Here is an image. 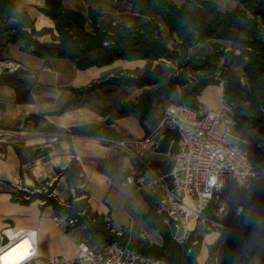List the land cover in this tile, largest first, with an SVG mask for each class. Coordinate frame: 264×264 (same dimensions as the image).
Wrapping results in <instances>:
<instances>
[{
    "label": "trees",
    "instance_id": "trees-1",
    "mask_svg": "<svg viewBox=\"0 0 264 264\" xmlns=\"http://www.w3.org/2000/svg\"><path fill=\"white\" fill-rule=\"evenodd\" d=\"M119 1L137 7L148 20L128 26L116 23L101 10L90 9L83 16L65 8L64 0H44L38 11L54 28L37 30L27 12L19 11L12 0H0V35H6L9 43L20 44L22 52L44 60L46 67L49 59H66L81 71L109 68L118 62L143 63L142 67L104 76L87 87L72 88L73 98L56 115L80 105L97 89L127 87L141 90V94L135 101L121 102L118 112L137 113L143 124L150 103L159 96L177 93V88L179 101L196 107L203 89L218 85L215 76L219 73L224 83L223 98L234 107L236 133L241 138L264 133V0H238L237 8L226 11H221L215 0H185L180 6L169 0ZM43 37H50V41L41 42ZM175 141L176 134L168 133L162 149L172 151ZM51 182L46 179L33 188L15 190L11 200L21 205L40 201L45 207L51 206L55 215L67 214L75 222L67 232L79 227L106 243H127L126 230L115 232L110 218L92 210L86 193L77 187L74 197L59 203L53 196L55 182ZM143 199L148 206L144 220L162 244L137 239L130 240L128 246L165 264H197L202 236L194 231L184 244H178L156 212V198L143 195ZM261 218L262 192L254 199L250 218L254 232L264 231V225L258 223ZM256 242L257 256L264 262V236H256ZM242 248V237L226 234L220 264H242ZM206 264H217L216 258L210 256Z\"/></svg>",
    "mask_w": 264,
    "mask_h": 264
},
{
    "label": "crops",
    "instance_id": "crops-1",
    "mask_svg": "<svg viewBox=\"0 0 264 264\" xmlns=\"http://www.w3.org/2000/svg\"><path fill=\"white\" fill-rule=\"evenodd\" d=\"M12 1L19 11L31 16L37 30L54 28L52 21L38 11L44 6V0ZM169 1L178 6L185 3V0ZM215 1L221 11L238 7V0ZM64 6L83 16H87L90 9L101 10L116 23L128 26L148 20L137 7L121 1L64 0ZM187 8L192 9V5L188 4ZM40 41L49 42L50 37ZM4 60H12L21 68L0 76V131L15 134L3 143L4 157L0 158V233L7 227L36 230L38 252L44 258H74L80 244L102 249L106 242L101 237L79 227L67 232L64 221H50L49 218L55 215L51 206L45 207L40 201L29 205L12 202L13 191L27 190L49 179L55 182L53 196L59 203L74 197L78 187L88 195L94 212L112 220L115 232L130 230L132 240H137L144 229L149 233L150 243L161 245L160 236L149 229L144 220L148 206L143 195L156 198V190H138L136 182L126 183V178L132 177L136 181L144 173V164H152L163 172L169 168L175 143H172L173 150L168 152L161 146L164 139L158 148L156 139L144 147L135 144V141L145 140L154 129L165 101L159 105L152 101L142 124L137 113L118 112L121 102L135 101L141 90L107 86L91 93L80 105L61 115L55 114L73 98L72 88L89 86L116 65L137 66L141 62H118L109 68L81 71L66 59H49V67H46L44 60L22 52L20 44L9 43L6 35H0V61ZM218 90L222 99L219 87ZM200 99L197 98V105L205 109H216L220 105L204 107ZM168 133L173 132H166L165 137ZM103 139L123 141L137 154L134 156ZM189 221L193 224V217L189 216ZM201 236L197 264H206L210 256L220 264L226 234L201 231ZM242 252L247 253L244 238ZM247 254L251 256L252 264H264L258 256L255 259L252 253Z\"/></svg>",
    "mask_w": 264,
    "mask_h": 264
},
{
    "label": "built area",
    "instance_id": "built-area-1",
    "mask_svg": "<svg viewBox=\"0 0 264 264\" xmlns=\"http://www.w3.org/2000/svg\"><path fill=\"white\" fill-rule=\"evenodd\" d=\"M118 3L119 0H109ZM21 66L12 60L0 61V76L14 73ZM215 80L223 94V80L219 73ZM243 81V80H242ZM180 95V88H177ZM234 107L224 98L216 109L192 107L183 102H168L154 129L136 145L146 146L156 139L157 148L166 132L176 134L171 162L165 172L152 164H144V173L136 181L126 178V183H135L138 190H156V212L163 217L171 236L178 244H184L196 231H220L244 238V234L264 236L250 228L254 199L264 193V133H253L241 138L235 131ZM15 137L11 131H0V158L4 157L2 145ZM136 156L137 151L126 147L125 142L103 139ZM212 207V214L207 210ZM189 216L193 217L191 224ZM53 223L64 221L67 227L75 222L67 214L60 213L49 218ZM264 225V218L259 221ZM125 245L118 242L105 243L95 250L86 244L78 245L74 258L61 256L44 258L38 252V234L34 229L14 230L10 227L0 233V264H165L142 255L128 246L130 230H126ZM139 239L149 241V233L142 229ZM31 242V253L24 255L11 252L22 241ZM242 264H252L251 256L244 253Z\"/></svg>",
    "mask_w": 264,
    "mask_h": 264
},
{
    "label": "rangeland",
    "instance_id": "rangeland-1",
    "mask_svg": "<svg viewBox=\"0 0 264 264\" xmlns=\"http://www.w3.org/2000/svg\"><path fill=\"white\" fill-rule=\"evenodd\" d=\"M209 51H211L210 48H209ZM136 65L137 66H126V65L118 66V65H116V66L112 67L111 70L109 72H107L104 76H108V75H111V74H115L116 72L121 71V70H125V69H134L136 67H142L143 66V63H138ZM234 69L238 73L240 72V69L238 67L235 66ZM195 75H198V74H195ZM186 78L188 80H190L189 79V73L186 74ZM217 86L218 85H216V84H212V85H208L207 87H205L203 89L202 93L199 96V97H201L200 104L202 106L206 107L207 104L209 106H217V105L220 104L221 98H220V94H219V90H218V87ZM167 98H168L167 96H159V97L155 98L153 101H155V103H156L155 105H159L160 103H162V102L165 101V105L163 106V109H164V107L166 106V104L168 102H170V101H172V102H179V100H180L178 93L173 94L170 97V99H167ZM262 189H264V186H261V189L259 191H261ZM259 193L256 195L255 198H257L259 196ZM207 214L208 215H211L212 214V207L211 206L208 208ZM255 237H256L255 235H252L250 233L249 234L248 233L247 234H244V241L246 242V252L247 253H250V254L252 253V256H254L255 259H257V255H256V251H255V247H256L257 242H256V238ZM239 256L242 259L244 257V253L241 251L239 253Z\"/></svg>",
    "mask_w": 264,
    "mask_h": 264
},
{
    "label": "snow or ice",
    "instance_id": "snow-or-ice-1",
    "mask_svg": "<svg viewBox=\"0 0 264 264\" xmlns=\"http://www.w3.org/2000/svg\"><path fill=\"white\" fill-rule=\"evenodd\" d=\"M23 249H27L28 252L31 253V251H32L31 242L28 241V240L22 241L20 244H18L16 246L15 251L16 252H19L20 255L23 256L24 255V252L22 251ZM9 254H11V250H10V253ZM10 264H17V262L16 261H12V262H10Z\"/></svg>",
    "mask_w": 264,
    "mask_h": 264
},
{
    "label": "bare ground",
    "instance_id": "bare-ground-1",
    "mask_svg": "<svg viewBox=\"0 0 264 264\" xmlns=\"http://www.w3.org/2000/svg\"><path fill=\"white\" fill-rule=\"evenodd\" d=\"M12 253H14V254H15V249H14V250L11 252V254H12ZM11 254H10V255H11Z\"/></svg>",
    "mask_w": 264,
    "mask_h": 264
}]
</instances>
